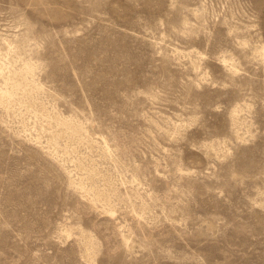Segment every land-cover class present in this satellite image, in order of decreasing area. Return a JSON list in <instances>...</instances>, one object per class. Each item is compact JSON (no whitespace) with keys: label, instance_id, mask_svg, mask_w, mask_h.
Wrapping results in <instances>:
<instances>
[{"label":"rangeland","instance_id":"374dc122","mask_svg":"<svg viewBox=\"0 0 264 264\" xmlns=\"http://www.w3.org/2000/svg\"><path fill=\"white\" fill-rule=\"evenodd\" d=\"M3 90L0 264H264V0H0Z\"/></svg>","mask_w":264,"mask_h":264},{"label":"bare ground","instance_id":"6f19581e","mask_svg":"<svg viewBox=\"0 0 264 264\" xmlns=\"http://www.w3.org/2000/svg\"><path fill=\"white\" fill-rule=\"evenodd\" d=\"M225 62H226V60H225ZM11 79L13 80V78H11ZM14 82L16 83L17 81H14ZM17 84H18V82H17ZM11 101H12V98H11L8 90H3L0 92V102L1 103L8 104V103H11ZM60 124L63 125L64 128L67 129L74 136L83 135V129L81 128V126H79L77 124L70 123V122L68 123L67 121H64L63 123H59V125Z\"/></svg>","mask_w":264,"mask_h":264}]
</instances>
